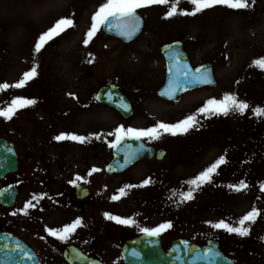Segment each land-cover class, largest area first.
Returning a JSON list of instances; mask_svg holds the SVG:
<instances>
[{
	"label": "rangeland",
	"instance_id": "374dc122",
	"mask_svg": "<svg viewBox=\"0 0 264 264\" xmlns=\"http://www.w3.org/2000/svg\"><path fill=\"white\" fill-rule=\"evenodd\" d=\"M105 2L0 0V84L17 83L33 65L37 68L35 77L24 87L0 90V109L8 107L13 97L36 100L34 105L19 109L10 120L0 117V137L15 143L20 153L19 171L10 178L22 189L17 209L23 208V199L31 187L45 189L46 166L57 161L59 156L63 164H71V158L80 155L83 178L92 168L103 170L109 159L106 151L109 147L105 136L97 140L95 134L113 131L121 124L148 128L157 122L176 123L194 115L198 124L187 133L175 136L162 133L158 139L161 141L150 140L166 148V160L140 162L115 181L98 177L101 185H111L119 196L115 216L134 218L140 227H155L169 221L162 203L164 192L168 190L170 197L173 187L177 201L179 193L188 190L185 181L225 155L227 163L217 169L218 174L213 176L212 182L200 187L194 192V198L185 202L192 203L195 210L197 203L207 207L200 224L206 233L219 231L211 228L207 221L215 223L223 219L235 225L253 206L257 207L260 215L255 223L248 225L249 234L264 242V192H258L264 184V116H256L251 111L256 107L264 108V69L252 63L264 57V0L254 3L249 0L252 7L246 10L217 5L195 16L171 18H165L170 5L142 7L136 11L145 18V30L134 43L101 41L100 29L85 46L83 38L91 25V17ZM177 7L178 11L194 8L188 0H180ZM61 17L72 18L74 26L56 38L55 49L51 48L50 41L40 53H34L39 34ZM173 40L183 42L194 65L213 64L218 86L213 90L189 92L170 105L159 101L155 90L164 78L159 48ZM112 83L121 87L119 89L133 101L134 116L129 122L123 123L118 113L95 103L96 90ZM226 93H234L239 100L247 102L249 109L243 115L230 112L227 116H205L198 112L207 100L222 99ZM60 133L90 136V139L83 144L67 140L57 142L54 137ZM108 138L109 141L113 139ZM26 156L28 162L24 160ZM144 174L158 175L160 184L150 180L146 186L127 188L123 194L119 192L125 185H141L147 179H141ZM241 180L248 187L240 191L241 195H236L237 192L227 185L238 184ZM27 196L33 201L36 200L34 196L37 198L34 191ZM220 199H223L220 204L215 203ZM5 212L8 211L0 208V226L10 224L5 221L9 216ZM37 214L35 206L29 209L28 215L20 214L19 217L26 219ZM82 225L77 229L78 247L87 255L94 249L103 264H122L116 250L120 229L141 233L139 227L114 221L107 231H100L83 218ZM231 239L236 240L230 244L231 251L226 247V240L224 247L233 257L239 258L241 254L244 259V254L250 264L257 259L258 264H262L264 247L257 246L249 237L235 239L232 236L229 241ZM38 253L43 264H65L60 253Z\"/></svg>",
	"mask_w": 264,
	"mask_h": 264
},
{
	"label": "snow or ice",
	"instance_id": "6c2138e0",
	"mask_svg": "<svg viewBox=\"0 0 264 264\" xmlns=\"http://www.w3.org/2000/svg\"><path fill=\"white\" fill-rule=\"evenodd\" d=\"M179 2L180 0H106V2L102 3L92 15L91 25L83 38V44L85 46L89 45V43L96 36L97 32L100 31L101 27H105L109 31H114L118 36H121L125 39H131L141 27V18L137 15L136 10L150 5H170L165 18H171L175 15L195 16L197 13L213 8L217 5H223L228 9L233 10H246L252 7V4L249 3V0H188V2L194 6L193 10L178 11L177 6ZM254 2L255 0H252V3ZM73 26L74 21L70 17H61L57 19L54 24H52V26L39 34L38 39L34 43V53H40L45 45L57 37H60L62 33L66 32ZM166 48L170 49V51L167 52V58L172 61L174 67L170 69L172 74L170 75L168 86L165 91L160 93V95L168 96L169 99H172L178 90L184 89L187 83H213L211 73L208 69L204 68L203 66L196 69L189 68L186 63L182 62V54L179 51L172 48V46H166ZM88 63L91 64L92 60H89ZM252 63L257 67L264 69V57L256 59L252 61ZM36 72V65H33L30 71L23 73V78L17 83L12 85L7 83L0 84V90H5L9 87L22 88L28 81L35 77ZM106 96L109 101L112 100L111 92L106 93ZM73 98L75 99V96H73ZM95 99L100 100L101 97L97 95ZM35 103L36 100L34 99L13 97L8 107L0 109V117L4 118L5 120H10L19 109L34 105ZM118 106L125 112L129 111V105L127 103L121 102ZM248 109L249 105L247 102L239 100L234 93H226L222 99L212 98L207 100L203 107L198 109V112L200 114H204L205 116L208 114L227 116L230 112H238L243 115ZM251 111L256 116H264V108L256 107L252 108ZM197 124L198 121L194 115H189L185 119L176 123L157 122L154 126L148 128L125 127L123 124H121L113 131L95 134V138L99 140L103 136L113 137L111 141L105 140V142L108 144V147L113 149L115 152L123 153L124 164L121 165V167H125L132 163L140 154V152L144 150V145L142 143L137 147H133V145L128 143V141L135 140L139 142L145 139L158 140L162 133H168L173 136L177 134H184L187 133L191 128L196 127ZM54 139L57 142L67 140L83 144L90 139V136L76 135L73 133H60L56 135ZM8 151L10 152L11 149H8ZM226 163L227 160L225 155H221L215 160L214 163L204 168L194 178L185 181L184 183L188 185V190L186 192L179 193L180 202L192 200L194 198V192L203 185L211 183L213 176L218 174L217 169ZM98 171H100V169L92 168L89 172V175ZM81 179L82 178L80 176H76L73 181H70V183L73 184V186H78L76 181H80ZM150 182L151 181L149 178L145 179L141 185H125L119 189V192L123 194L127 188L143 187L148 185ZM227 187L235 192H240L243 189H246L248 185L245 183V181L241 180L238 184H229ZM3 191L6 192L7 189H4ZM260 191L264 192V184L260 185ZM0 195H3V192H0ZM118 198L119 196L116 195L112 197L113 200ZM33 199L37 198L34 196ZM35 206L36 205L31 201L26 202L22 209L12 212L11 215L16 216L23 214L26 216L28 215L29 209L35 208ZM259 215L260 211L257 209V207L253 206L252 209L247 212V214L243 215L235 222V225L230 222H225L223 219L215 223H212L211 221H207L206 223H208L213 229L223 230L229 234H235L239 237H247L250 233V228L248 225L255 223ZM104 216L106 219L114 221L117 224L139 227L140 232L148 237H158L163 232L169 230L172 227L171 221H165L155 227H140L134 218H122L120 216L111 215L108 212H105ZM81 226H83L82 219L76 218L71 223L65 224L60 228L46 227L45 232L48 234V236L53 237L56 240L66 242L70 236L75 233L76 229ZM180 244L183 245L184 254L192 257V260L189 261V264H195V261L197 260L208 261L209 264H212V262H214L221 255L218 251H214L212 247H209L201 252L198 249L190 248L187 241H181ZM12 251L22 254V256L28 260L34 259L33 256L28 255L22 246H19V242H17V247L12 249ZM172 251L179 252L180 247L177 246L173 248ZM131 255L139 258V253L135 250L132 251ZM175 259L180 260L181 258L180 256H176Z\"/></svg>",
	"mask_w": 264,
	"mask_h": 264
},
{
	"label": "flooded vegetation",
	"instance_id": "af4514ba",
	"mask_svg": "<svg viewBox=\"0 0 264 264\" xmlns=\"http://www.w3.org/2000/svg\"><path fill=\"white\" fill-rule=\"evenodd\" d=\"M61 160L62 156H59L57 161L53 162L51 165L47 164L49 166H46L45 170V173H47L45 175L46 187L44 190L31 187L29 191H34L37 195L38 203L37 199L34 201L32 200V203L37 205L39 213L37 215H30L26 219H21L18 215L13 216L10 214L5 220L6 222H10L8 225L12 227V229L8 227L9 231L23 239L36 251L45 250L48 252H61L66 246L70 245L79 248V242L77 241L78 228L66 242H62L48 236L45 232L46 227L60 228L65 224L71 223L76 218H83L85 222L96 226L100 231H107V227L111 220L106 219L104 213L108 212L115 216V204L118 200L112 199L114 196V189L111 185H101L99 189H95V191L90 193L87 197L83 198L81 196L82 192L76 193V186L70 183L76 176L82 178L80 155L71 158V164H63ZM37 169L41 168L37 167ZM89 172L84 183H82L81 179L80 181H76V184L81 185L82 183L89 185L90 183L96 186L98 182L92 179ZM11 177L13 176H7L5 182H0V189L6 185L17 186V181L11 180ZM36 180H38L37 177ZM170 201L171 210L176 217L178 214L177 203H174L173 198H171ZM180 212V216L184 217L182 218L179 216V219H176L173 216L170 230L177 231L178 225H183L182 230H184V228L186 230H194L193 234L188 237L191 241L203 244L206 236H204L205 234L201 231H196L199 224L198 221H195L193 218L194 212L191 213L190 208L186 205L180 206ZM119 234L120 237H124L127 235V232L119 230ZM170 234L164 233L162 235V244L171 236ZM219 244L222 249V239H219ZM89 253L94 254L95 250L91 249ZM239 264H247V262H239Z\"/></svg>",
	"mask_w": 264,
	"mask_h": 264
},
{
	"label": "water",
	"instance_id": "95a60500",
	"mask_svg": "<svg viewBox=\"0 0 264 264\" xmlns=\"http://www.w3.org/2000/svg\"><path fill=\"white\" fill-rule=\"evenodd\" d=\"M142 28H143V19L141 18L140 30L131 39H125L121 36H118L114 31H109L105 27H103V32H104V37L106 35H109L121 42L128 43L134 40L141 33ZM170 46H172V48H174L175 50L179 51L182 54V57H181L182 62L188 65L187 58L185 54L181 51L180 46L178 44H173ZM168 51H170V49L166 47L162 51L163 56L166 61L167 76H166L164 85L157 92L158 97L166 101L173 102L175 101L176 97L180 93L186 90H190V89L197 88V87L211 88L215 86V81L212 77L210 66L207 65L203 67L208 69L209 72L211 73L213 83L211 84L187 83L184 89L178 90L172 99H169L168 96L160 95L162 91L166 90L170 75L172 74L170 69L174 67L172 64V61H170L167 58ZM108 92L112 93L111 101H109L106 96V93ZM97 95L101 97V99L98 100L99 102L107 104L115 108L116 110H118L124 119H128L131 116L132 111H131V107L129 103L126 101V99L119 93V91L115 87L113 86L103 87L98 91ZM121 102L127 103L129 105V111L125 112L118 106ZM128 143L132 144L133 147H137L139 144H141L140 142L135 141V140L128 141ZM8 149H11V151L9 152ZM150 156H151V151L147 149L146 147H144V150L140 152V154L137 156V158L134 161H137L138 159H141L142 157H150ZM132 163L128 164L125 167H121V165L124 164L123 153L122 152L117 153L113 150L112 161L110 162L106 170L108 173L118 172V171L125 169ZM14 171H16V155H15L13 146L11 143L6 141L5 139H0V178H2L5 174L9 172H14ZM17 242H19V246H22L25 249L28 255H31L34 257L33 260H28L27 258H24L22 254L12 251V249L17 247ZM177 246L180 247V251L173 252L172 249ZM207 246L208 247H205V249L212 247L214 251H218L216 245L208 244ZM189 247L192 249H197L192 246H189ZM205 249H198V250L203 252ZM133 250L139 253V258L131 255ZM65 255H66V259L71 264H99L95 261L84 258L79 253L69 252V253H66ZM122 255L127 264H189V261L192 260L191 256L184 254L183 245L180 244V242H175V244L170 248V250L167 253H163L160 250V248L157 246V244L155 243V239L153 237H148V236L141 237V238H138L137 240L126 243L125 247L123 248ZM176 256H180L181 259L176 260L175 259ZM226 263L227 261L221 255L214 262H212V264H226ZM0 264H38V262L35 256L33 255V253L31 252V250L28 249L22 242L16 239H13L9 235L0 234ZM195 264H209V262L204 261V260H197L195 261ZM227 264H230V263L228 262Z\"/></svg>",
	"mask_w": 264,
	"mask_h": 264
}]
</instances>
